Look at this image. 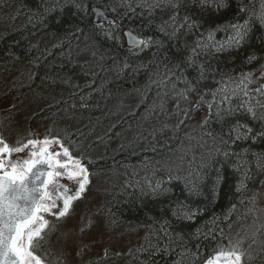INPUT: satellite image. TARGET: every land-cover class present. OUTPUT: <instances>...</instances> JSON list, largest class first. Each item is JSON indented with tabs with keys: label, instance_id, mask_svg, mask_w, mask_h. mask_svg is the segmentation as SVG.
Listing matches in <instances>:
<instances>
[{
	"label": "trees",
	"instance_id": "1",
	"mask_svg": "<svg viewBox=\"0 0 264 264\" xmlns=\"http://www.w3.org/2000/svg\"><path fill=\"white\" fill-rule=\"evenodd\" d=\"M215 3L227 7L217 11ZM96 5L116 22L95 23ZM200 5L0 0V139L22 146L59 138L90 180L110 183L99 192L106 199L99 217L137 240L117 264H205L233 247L244 254L242 264H264V121L246 111H264V94L249 90L264 68L257 19L264 0ZM245 21L248 36L230 44V25ZM125 28L144 37V46L129 47ZM248 73L245 96L240 81ZM233 82L240 87L223 89ZM237 123L252 129L250 138L236 139ZM52 221V231L64 225ZM58 230L46 236L47 262L68 264L52 248Z\"/></svg>",
	"mask_w": 264,
	"mask_h": 264
},
{
	"label": "snow or ice",
	"instance_id": "2",
	"mask_svg": "<svg viewBox=\"0 0 264 264\" xmlns=\"http://www.w3.org/2000/svg\"><path fill=\"white\" fill-rule=\"evenodd\" d=\"M208 3L209 0H201V8ZM173 6L178 8L179 4ZM212 6L219 11L222 7L226 8L227 4L215 3ZM239 11L243 12L244 9L241 8ZM185 19L187 20V16ZM257 19L261 27H264V13ZM230 27L234 35L229 38V43L236 46L244 41L251 30L249 21L243 24L234 23ZM254 58L249 57V60ZM251 75L242 74L241 77L240 83L244 86L245 96L248 95L247 83L252 82ZM256 91L264 94V85ZM193 107H199V103ZM260 107L264 109V105ZM246 111L253 119L264 121V111L257 115L252 106ZM234 130L237 140L250 138L252 132L247 125L239 123ZM258 135L264 137V132ZM26 149L29 152L27 158L15 160L12 158L13 153H20ZM247 178L245 172L244 179L236 186L237 193L246 186L244 180ZM61 179L74 182L75 187L62 184ZM222 180L223 177L218 175L216 183L211 188L213 198L218 196V184ZM89 182L88 168L82 163V159L73 156L69 147L59 138L28 140L22 146L16 147L0 139V264H47V254L40 252L44 247L45 237L51 230L45 216L53 215L60 219L69 215L73 202L81 198ZM54 209L56 211H53ZM243 256L244 254L236 251L235 247L230 250L220 249L214 252L205 264H242Z\"/></svg>",
	"mask_w": 264,
	"mask_h": 264
},
{
	"label": "rangeland",
	"instance_id": "3",
	"mask_svg": "<svg viewBox=\"0 0 264 264\" xmlns=\"http://www.w3.org/2000/svg\"><path fill=\"white\" fill-rule=\"evenodd\" d=\"M257 82L250 87V91L264 85V68L257 74ZM233 87H240L239 83H227L223 85V89ZM195 101L200 100L198 96L193 97ZM206 116L209 111L205 108ZM202 110H198L200 113ZM241 125V124H240ZM11 146V145H10ZM16 147V146H12ZM29 155L26 149L20 153H13L12 158L24 159ZM238 161L244 166L248 163L245 155L238 158ZM89 184L86 191L82 194L81 198L73 202L70 214L66 216L63 224L60 225L58 234L53 239V250L59 254H64L68 264H117L119 259L124 257L129 250V246L134 244L137 240L134 234L127 233L124 229L117 228L116 230L109 226V222L100 216L106 199L100 194L102 190L108 191L111 188L110 183L92 181L89 179ZM62 184H67L69 187L73 186L70 181L61 180ZM177 215L180 217H192L194 215L191 211H178ZM53 215H46L45 219L48 220L49 225ZM109 223V224H108ZM51 227L48 231L49 235L57 232ZM89 231V233H87ZM87 233V234H86ZM142 237V236H141ZM45 237V241H46ZM47 245L40 250L41 254H47ZM182 251H188L187 248H182ZM52 260V258L50 259ZM47 264H54L53 261ZM55 261V260H54ZM119 264H123L120 262Z\"/></svg>",
	"mask_w": 264,
	"mask_h": 264
},
{
	"label": "water",
	"instance_id": "4",
	"mask_svg": "<svg viewBox=\"0 0 264 264\" xmlns=\"http://www.w3.org/2000/svg\"><path fill=\"white\" fill-rule=\"evenodd\" d=\"M93 18H94V22L97 24L100 23H115L116 19L112 16H110L106 10L101 7V6H93L91 9ZM123 35L125 38V42L129 47H134V48H140L142 46H144V44L146 43V40L144 37L136 34L134 31H132L129 28H125L123 30ZM140 42H143L142 44ZM22 159V158H20Z\"/></svg>",
	"mask_w": 264,
	"mask_h": 264
},
{
	"label": "flooded vegetation",
	"instance_id": "5",
	"mask_svg": "<svg viewBox=\"0 0 264 264\" xmlns=\"http://www.w3.org/2000/svg\"><path fill=\"white\" fill-rule=\"evenodd\" d=\"M62 180V179H61ZM67 181V180H66ZM73 186L75 185L74 182L71 183ZM72 187V186H71ZM53 211H56L55 209Z\"/></svg>",
	"mask_w": 264,
	"mask_h": 264
}]
</instances>
